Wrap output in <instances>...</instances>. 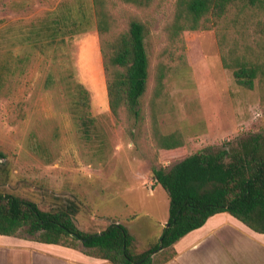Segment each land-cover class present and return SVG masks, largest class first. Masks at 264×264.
Masks as SVG:
<instances>
[{"label": "trees", "instance_id": "obj_1", "mask_svg": "<svg viewBox=\"0 0 264 264\" xmlns=\"http://www.w3.org/2000/svg\"><path fill=\"white\" fill-rule=\"evenodd\" d=\"M43 1V0H40ZM135 8L148 9L163 0H118ZM35 0H10L19 12ZM116 0H63L29 20L0 24V95L23 67L26 48L47 54L50 48L94 26L101 38L111 113H125L132 123L131 134L139 137L147 120L146 100L151 59L149 28L131 17L121 29L115 12ZM168 45L157 65L156 86L150 99L151 137L155 156L168 158L185 148L180 131L163 134L159 114L169 105L166 80L188 66L184 34L215 31L221 62L233 72L236 83L253 90L256 80L264 83V0H176L171 21L165 27ZM189 68V67H188ZM64 82L70 111L80 125L85 144L104 154L106 140L90 111V93L73 80ZM55 78L51 74L47 86ZM5 154L0 151V158ZM152 179L169 196V217L156 243L136 249L135 238L121 223L89 233L75 223V202L43 209L29 198L0 190V235L20 237L43 244L80 250L87 256L111 264H167L177 256L175 244L219 213H229L251 230L264 234V130L243 136L222 147H207L171 167L154 164ZM136 249V250H135Z\"/></svg>", "mask_w": 264, "mask_h": 264}, {"label": "rangeland", "instance_id": "obj_2", "mask_svg": "<svg viewBox=\"0 0 264 264\" xmlns=\"http://www.w3.org/2000/svg\"><path fill=\"white\" fill-rule=\"evenodd\" d=\"M9 1L0 0L1 26L39 16L63 0H35L19 12L8 6ZM175 2L156 1L141 9L116 0L120 28L126 29L130 18L137 17L150 34L147 120L137 138L125 113H111L101 38L94 26L47 54L29 48L20 52L28 56L23 72L0 95V151L5 154L0 158L1 191L29 198L43 209L73 201L81 230L95 233L117 221L137 236V249L144 251L156 243L159 224L169 217L168 193L148 186L153 182L152 166L160 162L171 167L207 147H222L264 130V83L256 80L253 90L236 83L233 72L222 65L215 31L186 32L188 66L177 63L179 71L167 78L170 101L159 114L163 134L180 131L186 145L157 161L149 103ZM51 74L55 83L47 86ZM71 75L90 93L91 114L106 140L104 154L81 138L64 90Z\"/></svg>", "mask_w": 264, "mask_h": 264}, {"label": "crops", "instance_id": "obj_3", "mask_svg": "<svg viewBox=\"0 0 264 264\" xmlns=\"http://www.w3.org/2000/svg\"><path fill=\"white\" fill-rule=\"evenodd\" d=\"M153 182L148 184L152 190L161 187ZM167 220L159 224L158 235ZM130 233L137 249L138 238ZM175 249L177 256L167 264H264V234L251 230L229 213L210 217L201 228L179 240ZM0 264L111 263L87 256L80 250L0 235Z\"/></svg>", "mask_w": 264, "mask_h": 264}]
</instances>
